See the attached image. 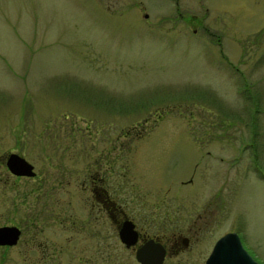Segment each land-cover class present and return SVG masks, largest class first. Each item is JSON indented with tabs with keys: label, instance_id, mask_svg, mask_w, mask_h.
I'll list each match as a JSON object with an SVG mask.
<instances>
[{
	"label": "rangeland",
	"instance_id": "rangeland-1",
	"mask_svg": "<svg viewBox=\"0 0 264 264\" xmlns=\"http://www.w3.org/2000/svg\"><path fill=\"white\" fill-rule=\"evenodd\" d=\"M170 1L0 0V158L50 165L49 194L29 197L0 165V224L23 229L0 264H44L58 206L66 227L78 217L77 185L54 183L57 164L72 173L106 139L140 196L159 194L182 226L213 210L199 264L235 212L264 264V0Z\"/></svg>",
	"mask_w": 264,
	"mask_h": 264
},
{
	"label": "flooded vegetation",
	"instance_id": "flooded-vegetation-1",
	"mask_svg": "<svg viewBox=\"0 0 264 264\" xmlns=\"http://www.w3.org/2000/svg\"><path fill=\"white\" fill-rule=\"evenodd\" d=\"M171 4L175 10L179 9L177 0ZM141 133V130H134L136 136ZM102 144L104 145L96 148V155L90 157V162L87 165L81 167L80 164H76L72 173L67 172L66 164H57L58 179L54 183L61 189V186L63 188L69 182V177L72 174L75 187L77 185L75 196L78 200V217H73L74 226L66 227L65 209L58 206L57 213L54 212L57 214L55 217L58 218L57 235H45V255L42 262L44 264H144L135 258V252L146 244L149 253L155 251L159 245L161 246L163 256L160 264H199V258L205 250L204 248L201 250L204 243L202 242L203 230L208 229L213 210L206 204L202 214L197 212L196 217L189 224L182 226L177 222V217L172 214L171 210L168 212L167 205L162 203L163 199L159 194L148 196L149 201H145L144 196H140L139 177L134 171L130 173L121 162L115 163V158L118 157L114 154L113 142L106 139L102 141ZM10 153L21 156L19 152L8 150L0 158V165L5 173L13 178L20 180L26 178L24 181L27 183L25 188L27 196H25L29 197V193L33 192L36 186L42 189V194H49L48 171L50 165L47 163L38 168L39 166L34 162L21 156L31 165V173L30 175H18L8 169L7 158ZM131 176H135L133 183L130 180ZM259 176L264 180L261 172ZM44 187L47 189L45 190ZM25 196L23 197L25 198ZM237 216L238 213L235 212L233 227L224 229L212 240L200 260V264H204L215 240L228 232L235 233L242 246L253 257L247 244L243 241L240 232L242 228L238 224ZM32 217L31 213L30 216L27 215V219ZM26 224L29 235L27 239L33 244L35 233L29 227L31 221ZM2 225L7 224H0V226ZM9 225H14L19 230L15 241L17 243L22 235V226L17 222ZM121 229L123 231L128 229L132 232V241L126 243L121 239L119 234ZM67 230L74 232L78 243V246L74 248L79 255L78 257L71 255L70 261L66 256ZM54 251L55 253H53ZM82 252L85 254L82 255Z\"/></svg>",
	"mask_w": 264,
	"mask_h": 264
},
{
	"label": "water",
	"instance_id": "water-1",
	"mask_svg": "<svg viewBox=\"0 0 264 264\" xmlns=\"http://www.w3.org/2000/svg\"><path fill=\"white\" fill-rule=\"evenodd\" d=\"M8 169L15 174L30 175L31 165L15 153H10L7 158ZM128 226V225H127ZM125 230V226L123 227ZM122 230V229H121ZM19 230L15 226H0V244H13ZM120 237L126 243L132 241V232L128 229L119 232ZM129 237V238H128ZM131 238V239H130ZM148 245L144 244L135 252V258L144 264H160L163 249L158 248L149 253ZM204 264H259L242 247L238 237L233 232L221 235L214 242L211 251L206 257Z\"/></svg>",
	"mask_w": 264,
	"mask_h": 264
}]
</instances>
